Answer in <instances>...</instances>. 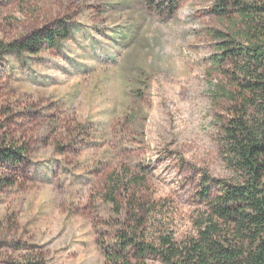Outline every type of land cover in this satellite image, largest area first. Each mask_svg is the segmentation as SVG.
<instances>
[{
    "label": "rangeland",
    "instance_id": "1",
    "mask_svg": "<svg viewBox=\"0 0 264 264\" xmlns=\"http://www.w3.org/2000/svg\"><path fill=\"white\" fill-rule=\"evenodd\" d=\"M214 10V0H0V149H27L19 164L0 159L11 183L0 190V264H160L139 256L142 244L197 237L202 192L237 180L210 92L234 18ZM63 26L54 48H4ZM124 168L139 183L117 192L118 207L108 177Z\"/></svg>",
    "mask_w": 264,
    "mask_h": 264
},
{
    "label": "trees",
    "instance_id": "2",
    "mask_svg": "<svg viewBox=\"0 0 264 264\" xmlns=\"http://www.w3.org/2000/svg\"><path fill=\"white\" fill-rule=\"evenodd\" d=\"M214 1L218 16L234 18V34H219L223 53L217 62L222 79L211 82L210 92L213 105L223 113V158L237 180L224 181L217 194L207 188L202 192L208 212L198 225L197 237L182 245L168 235L158 245L142 244L139 256L151 254L160 264H264V0ZM68 37L69 30L63 26L4 48L31 51L30 47L44 42L54 48ZM26 154L25 147L12 141L0 149V159L8 163L19 164ZM129 171L124 168L108 177L109 203L119 207L117 192L138 185ZM5 185L11 183L0 179V190ZM10 264L44 263L28 259Z\"/></svg>",
    "mask_w": 264,
    "mask_h": 264
}]
</instances>
